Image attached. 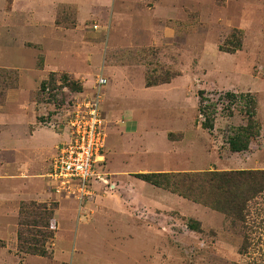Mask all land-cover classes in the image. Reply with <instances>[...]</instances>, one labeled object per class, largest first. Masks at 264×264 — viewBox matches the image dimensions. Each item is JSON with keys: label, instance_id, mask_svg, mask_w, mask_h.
<instances>
[{"label": "rangeland", "instance_id": "rangeland-1", "mask_svg": "<svg viewBox=\"0 0 264 264\" xmlns=\"http://www.w3.org/2000/svg\"><path fill=\"white\" fill-rule=\"evenodd\" d=\"M226 92L256 99L262 132L246 152L229 149L245 118ZM95 94L106 182L57 193L44 175L70 112ZM263 169L264 0H0V264H247L224 214L139 175ZM30 202L55 205L46 257L18 248Z\"/></svg>", "mask_w": 264, "mask_h": 264}, {"label": "trees", "instance_id": "trees-1", "mask_svg": "<svg viewBox=\"0 0 264 264\" xmlns=\"http://www.w3.org/2000/svg\"><path fill=\"white\" fill-rule=\"evenodd\" d=\"M234 33L231 38H237ZM233 51H238L241 39H236ZM199 112L204 117L202 126L212 130L210 108L213 104L200 91ZM230 106L241 107L245 124L234 127L228 138L231 152L241 153L250 149L262 132L257 119V102L251 93L226 92ZM232 113V108L229 107ZM139 177L155 186L169 189L184 198L201 203L225 215L230 226L242 237L240 254L247 256V264H264V169L207 171L200 173H151ZM54 206L30 202L22 204L18 222V248L20 252L41 257L48 255L47 244L56 236ZM199 230V229H196Z\"/></svg>", "mask_w": 264, "mask_h": 264}, {"label": "built area", "instance_id": "built-area-1", "mask_svg": "<svg viewBox=\"0 0 264 264\" xmlns=\"http://www.w3.org/2000/svg\"><path fill=\"white\" fill-rule=\"evenodd\" d=\"M98 79V88L107 84ZM99 96L77 104L66 123L67 139L57 148L44 175L57 193L74 194L78 198L89 196L92 183L102 180L97 166L105 162L106 125L100 109Z\"/></svg>", "mask_w": 264, "mask_h": 264}, {"label": "crops", "instance_id": "crops-1", "mask_svg": "<svg viewBox=\"0 0 264 264\" xmlns=\"http://www.w3.org/2000/svg\"><path fill=\"white\" fill-rule=\"evenodd\" d=\"M35 126V128H33L32 129V131L33 132H30V136H31V139L32 140H34L35 141V149L37 150V151H40V150H42L40 147H39V142L36 140V136H35V134L34 133H36L38 130H40V129H42V128H39V127H37L36 125H34ZM56 136V135H55ZM56 137H59L60 138V136L59 135H57ZM62 143V142H61ZM46 160V159H45ZM43 161V162H46V161ZM39 173V172H38ZM38 173H36V174H38ZM36 180H38V178L37 179H34V178H32L31 176H30V178H29V181H28V184L27 185H25V187H26V190H29V191H31L32 192V194L34 193V194H36L37 196L36 197H39L40 195H41V190H42V187H43V185H42V182H38V181H36ZM44 197V196H43ZM33 198V197H32Z\"/></svg>", "mask_w": 264, "mask_h": 264}]
</instances>
